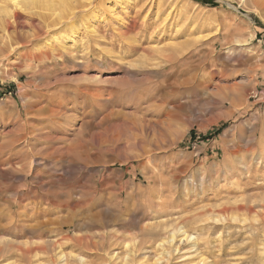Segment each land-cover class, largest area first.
<instances>
[{"label":"rangeland","instance_id":"obj_1","mask_svg":"<svg viewBox=\"0 0 264 264\" xmlns=\"http://www.w3.org/2000/svg\"><path fill=\"white\" fill-rule=\"evenodd\" d=\"M91 1L0 0V264H264V7Z\"/></svg>","mask_w":264,"mask_h":264},{"label":"bare ground","instance_id":"obj_2","mask_svg":"<svg viewBox=\"0 0 264 264\" xmlns=\"http://www.w3.org/2000/svg\"><path fill=\"white\" fill-rule=\"evenodd\" d=\"M16 1V6H18V7H21V8H29V6L30 5H36L37 6V11L39 12H41V13H43L44 11L43 10H46V9H49V8H52V7H55V5H59L60 6V10H62V11H60V12H57V10L56 9H54L55 10V12L54 13H52V14H54V15H57L58 17L57 18H60V17H66V16H63L62 15V12H64V11H66V10H68L69 9V11H68V16L69 15H72V14H76V12L74 13V11L75 10H77L78 9V7L80 8V7H83V5L84 4H82V1L83 0H70V1H68V0H15ZM87 1V0H86ZM96 1H98V0H92L88 5H93L94 6V4H95V2ZM256 1V3H257V5L258 6H262V7H264V0H255ZM84 3V2H83ZM85 6V5H84ZM58 7V6H57ZM68 8V9H67ZM42 10V11H41ZM50 11V10H49ZM59 11V10H58ZM46 13H50V12H48V10L47 11H45ZM53 12V11H52ZM51 14V13H50ZM50 14H48V15H50ZM45 14H40L39 13V17H41V19H43L42 18V16H44ZM47 16V15H46ZM73 17V16H72ZM71 17V18H72ZM19 18H20V13H19V11H14L13 9H9V8H7V7H4V6H0V21H1V23H0V26L1 27H5V28H8V27H10L11 25H13L14 23H17V21L19 20ZM58 19H54L53 20V22L54 21H57ZM20 21V20H19ZM18 21V22H19ZM43 21H45V20H43ZM42 23V22H41ZM45 23V22H44ZM47 24V23H46ZM55 24H56V22H55ZM54 24V25H55ZM90 24V23H89ZM43 25V24H42ZM49 25V24H48ZM44 26V25H43ZM47 26V25H46ZM89 27L91 28L92 26L91 25H89ZM43 28V27H42ZM39 29H41L40 27H39ZM94 30V29H93ZM41 31H43V30H41ZM58 36V35H57ZM56 37H54L53 39H55ZM52 39V38H51ZM58 40V39H57ZM47 41V40H46ZM54 41H56V40H54ZM52 42V41H51ZM48 47H52V43H48ZM154 50V49H153ZM175 58V57H174ZM171 62V61H170ZM62 154V153H61ZM75 154V153H74ZM5 171V170H4ZM104 214V213H103ZM93 215V214H92ZM103 216V215H102ZM74 217H76V216H74ZM73 217V218H74ZM67 218H69L68 216H67ZM65 219V218H64ZM76 219V218H75ZM60 220V219H59ZM53 221V220H52ZM61 221V220H60ZM63 221V220H62ZM67 221V220H66ZM66 221H64V222H66ZM54 222V221H53ZM39 223V222H38ZM38 223L36 224V225H38ZM71 223V222H70ZM44 224V223H43ZM81 224V223H80ZM35 225V224H34ZM85 225V224H84ZM32 226V225H31ZM76 226V225H75ZM167 226V225H166ZM172 226V225H171ZM35 227V226H34ZM44 227V226H43ZM164 227V226H163ZM170 227V226H169ZM79 228V227H78ZM173 228V227H172ZM181 228V227H180ZM42 229V228H41ZM178 229V228H177ZM183 229V228H182ZM33 230V229H32ZM175 230V229H174ZM37 231H39V230H37ZM36 231V232H37ZM41 231V230H40ZM39 231V232H40ZM181 231V230H180ZM176 232V231H175ZM175 232H173L171 235H170V240H171V242H174L175 241V236H174V233ZM168 233V232H167ZM185 233V232H184ZM42 235V234H41ZM188 238V237H187ZM168 239V238H167ZM186 239V238H185ZM108 240V239H107ZM166 243V242H165ZM59 244V243H58ZM96 245V244H95ZM104 246V245H103ZM175 246V245H174ZM163 250V249H162ZM166 250V249H165ZM178 250V249H177ZM168 251V250H167ZM115 254V253H114ZM113 256H116V255H113ZM62 259V258H61Z\"/></svg>","mask_w":264,"mask_h":264},{"label":"trees","instance_id":"obj_3","mask_svg":"<svg viewBox=\"0 0 264 264\" xmlns=\"http://www.w3.org/2000/svg\"><path fill=\"white\" fill-rule=\"evenodd\" d=\"M198 2L204 3V4H215V2L213 0H196ZM194 138V136L192 137V139Z\"/></svg>","mask_w":264,"mask_h":264}]
</instances>
